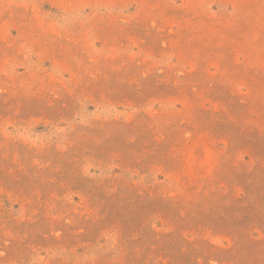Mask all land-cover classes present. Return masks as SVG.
<instances>
[{"label": "rangeland", "instance_id": "1", "mask_svg": "<svg viewBox=\"0 0 264 264\" xmlns=\"http://www.w3.org/2000/svg\"><path fill=\"white\" fill-rule=\"evenodd\" d=\"M0 264H264V0H0Z\"/></svg>", "mask_w": 264, "mask_h": 264}]
</instances>
